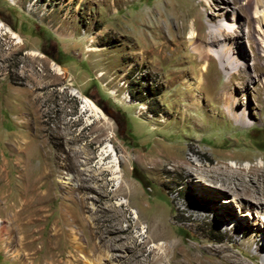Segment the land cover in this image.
Returning <instances> with one entry per match:
<instances>
[{"label":"rangeland","instance_id":"rangeland-1","mask_svg":"<svg viewBox=\"0 0 264 264\" xmlns=\"http://www.w3.org/2000/svg\"><path fill=\"white\" fill-rule=\"evenodd\" d=\"M198 1L0 0V264H191L183 251L212 249L264 264V211L223 208L233 196L201 182L264 166V8L229 11L231 73L187 40L205 1L222 12L234 0ZM237 105L251 127L229 116Z\"/></svg>","mask_w":264,"mask_h":264},{"label":"bare ground","instance_id":"bare-ground-1","mask_svg":"<svg viewBox=\"0 0 264 264\" xmlns=\"http://www.w3.org/2000/svg\"><path fill=\"white\" fill-rule=\"evenodd\" d=\"M198 1V0H197ZM200 1V0H199ZM198 1V2H199ZM218 1V0H215ZM230 2V0H224ZM246 3H242V0H234L232 7H224V11H220L219 4L214 5V3H207L204 8L210 10L209 18L205 21H200L201 23L199 26H194L195 31L190 32L188 37V42L193 50L197 52L202 59L205 57L208 58H217L224 63V68L230 69L231 73L234 72V67H230L231 60H230V49L228 48V44L230 42H234L235 37L237 35V27L232 21H227L230 19L229 11L234 9V14H239L249 9L250 5L249 2L253 0H245ZM256 3L264 8V0H257ZM200 4V3H199ZM170 7V6H169ZM223 7V6H222ZM264 12V11H263ZM262 11H257L255 13L256 22L259 25H264V13ZM263 13V14H261ZM182 18V17H181ZM235 19V18H234ZM236 21V20H233ZM0 24V28H2ZM253 27L256 29L255 23H253ZM260 27V26H258ZM8 31V30H7ZM184 31V28H180V33ZM11 32V31H9ZM14 39L18 41V44L23 41V39L16 33H12ZM182 35V34H181ZM183 35L181 36L180 40L176 41L174 45L175 48H178L180 45H184L187 43L183 39ZM258 40H261L257 37ZM263 41V40H262ZM230 47V46H229ZM218 48L219 50H224V52L216 51ZM203 49V51H202ZM176 50V49H175ZM32 55L40 56V54L32 53ZM206 65V64H205ZM204 65V67H205ZM52 68L59 74L62 75L65 71L58 66L57 64H53ZM260 69H264L261 67ZM103 74H100V76ZM75 95L81 98L84 101L85 108L89 109L90 112L94 117L97 119L101 117L102 112L101 110L88 98L80 95L77 91H73ZM197 96H193L192 100L194 103L198 101L196 98ZM230 101V100H229ZM238 108V105L235 107H228V114L229 116H233L236 123L242 127H251V123L248 121V110H244L242 114H237L235 111ZM226 113V112H225ZM230 117V118H231ZM232 119V118H231ZM112 154L114 157L110 161L109 165L107 166V170L112 173V181L116 184L118 190H126L129 192V185L122 181V176L119 173V160L115 153H113L112 149L104 151L103 156H107ZM103 159V157H102ZM180 163V162H179ZM175 166H179L176 162L174 163ZM182 167V166H180ZM201 167V166H200ZM203 167V166H202ZM223 167V166H222ZM220 166L214 168L217 175L210 176L209 178L202 179L201 182L206 184L208 188H203V192L205 194H211L213 198L219 199L221 195L230 194L233 198H230L227 201V206H222L226 209H233V205H237L241 210V207L248 208L252 211L255 207L254 204L257 205V209L259 211H264V166L253 165L249 169L247 168H238L236 170L231 169L230 167L222 168ZM188 176L192 175L190 172H187ZM205 176V175H204ZM191 177V176H190ZM66 183L74 184V179L71 175L66 176ZM192 180V179H191ZM203 183L200 185L202 187ZM205 186V185H204ZM118 204V203H117ZM126 204V201H121L118 205L122 206ZM242 215L245 213H241ZM258 219V218H257ZM258 221V220H257ZM158 247V248H157ZM156 248L159 249L162 254L170 255L174 250L179 248V244L177 241L173 244L170 242H160ZM211 254L213 253V258H206L197 254L196 251H188L185 253L182 252L184 259L189 261L191 264H235L238 261L235 260L233 255H223L222 250H217L214 253V250H210ZM163 257H165L163 255ZM241 263V262H240Z\"/></svg>","mask_w":264,"mask_h":264},{"label":"trees","instance_id":"trees-1","mask_svg":"<svg viewBox=\"0 0 264 264\" xmlns=\"http://www.w3.org/2000/svg\"><path fill=\"white\" fill-rule=\"evenodd\" d=\"M135 172V171H134ZM140 184H142L143 186L146 184V182L142 179V178H140V177H138V176H136V175H134L133 176Z\"/></svg>","mask_w":264,"mask_h":264}]
</instances>
